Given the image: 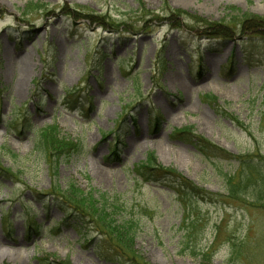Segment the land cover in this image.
<instances>
[{
	"label": "rangeland",
	"instance_id": "rangeland-1",
	"mask_svg": "<svg viewBox=\"0 0 264 264\" xmlns=\"http://www.w3.org/2000/svg\"><path fill=\"white\" fill-rule=\"evenodd\" d=\"M233 8L264 20V0H0V264H116L95 215L83 248L35 199L70 185L137 222L141 264H264V23ZM151 153L212 201L137 176Z\"/></svg>",
	"mask_w": 264,
	"mask_h": 264
},
{
	"label": "trees",
	"instance_id": "trees-1",
	"mask_svg": "<svg viewBox=\"0 0 264 264\" xmlns=\"http://www.w3.org/2000/svg\"><path fill=\"white\" fill-rule=\"evenodd\" d=\"M231 12L233 13V16L236 13V17H232L231 15V18L228 20L230 22L240 21V24L243 25L245 23V19L247 18L250 21L257 19L259 21L258 24L264 23V20L261 18L253 19L250 16L241 15L240 11L236 8L231 9ZM87 16L92 17L93 15L88 14ZM242 18L245 19L242 20ZM190 19L193 21L192 18ZM23 115L24 114L22 113L20 116L22 119ZM46 134L48 133L46 132ZM171 137L174 140H180L184 143L193 144L203 155L207 157H233L227 154V152H225L222 148H219L212 142L208 141L203 136L196 135L194 133V129L189 126L182 129H175L172 132ZM41 145L45 146L41 147L45 153L49 152L52 154L54 152L51 143L47 142V145H45L44 140H42ZM70 147L71 146L62 149L63 152L68 150ZM241 159L242 158H239V160ZM241 163L242 166L246 165L250 168H254V164L247 163L245 159L241 160ZM134 172L137 176H140L147 181L163 182L167 184V186L178 194L183 202H186L187 198L191 197H200L210 201L213 199L212 193L204 190L203 188H199L175 169L161 167L158 164L154 153L149 154L145 161L137 164L134 167ZM0 175L5 177L7 175L10 176L11 174L0 165ZM228 180L229 184L231 183L229 187L230 190L232 192H236L237 190L235 189L238 187L231 182V177H229ZM86 197V192L77 190L73 185H70V187L64 191L52 190L49 194L36 192L35 199L36 201L38 200L42 203L44 213L47 217L52 207H58L63 211L62 218L52 220L55 224V228L59 231L63 227L70 225L72 226V229L78 233V231L82 230L86 223L88 224L93 222L90 218L95 215V228L102 237L97 254L104 260L116 264H141V259L138 254L136 255L137 250H135L137 237L135 227L137 226V222L135 220L117 218L119 216L116 214L118 208L117 205L114 203H105L104 200H106V197L104 196L96 203V206L93 202L89 203ZM91 197L94 198L93 195H91ZM99 204H101V206H99L100 208L98 207ZM26 209L30 210L31 207L26 204ZM77 233V241L80 243L81 247L86 248L90 240L86 239L82 233Z\"/></svg>",
	"mask_w": 264,
	"mask_h": 264
}]
</instances>
